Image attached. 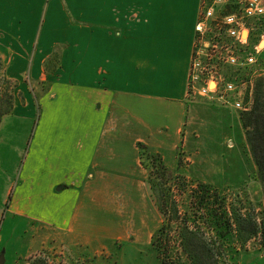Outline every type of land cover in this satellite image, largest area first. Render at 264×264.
<instances>
[{
  "label": "crops",
  "instance_id": "0c3cea01",
  "mask_svg": "<svg viewBox=\"0 0 264 264\" xmlns=\"http://www.w3.org/2000/svg\"><path fill=\"white\" fill-rule=\"evenodd\" d=\"M199 5L0 0V71L15 86L0 128L4 122L32 128L15 196L5 204L23 220L18 226L24 224L25 234L35 231L23 248L39 245L42 226L75 239L97 238L104 228L97 210L103 185L112 199L120 182L130 183L141 207L134 224H146L151 207L139 204L147 175L138 143L173 165L187 140ZM56 52L58 66L49 68Z\"/></svg>",
  "mask_w": 264,
  "mask_h": 264
},
{
  "label": "rangeland",
  "instance_id": "374dc122",
  "mask_svg": "<svg viewBox=\"0 0 264 264\" xmlns=\"http://www.w3.org/2000/svg\"><path fill=\"white\" fill-rule=\"evenodd\" d=\"M199 6L198 19L201 0ZM257 24L264 27V18L251 23L250 37H257L255 44L264 47V30L255 33ZM193 43H196L195 34ZM246 50L250 51V46ZM58 62L57 52L47 59L49 68L56 69ZM257 71L248 74V78H240L246 110L222 105L208 96H187L190 124L184 129L185 133H190L185 143L179 144L174 164L169 165L161 154L150 151L162 156L176 178L159 179V175H154L153 179L162 188L150 187L147 177L151 160L143 154L140 163L147 175L146 193L139 204L151 207L149 219L145 225L134 224L140 219L141 207L128 191L130 183L120 182L119 196L112 199L103 195L106 191L103 185L97 210L103 216L104 228L100 234L98 231L97 238L90 235L86 239H75L66 231L42 226L39 245L23 248L25 236L31 240L35 231L28 229L25 234L24 224L18 226L23 220L7 212L5 204L8 206L15 196L32 128L4 122L0 128V254L3 253L5 264H31L33 257L40 253L48 259V264H163L151 243L163 217L171 222L166 225L161 241L163 247L159 250L164 264H264L262 235L242 241L232 218V215L241 216L242 227H246L249 220L260 226L264 224V185L241 125V112L255 104L257 84L264 82V71L259 77ZM14 87L12 80L0 71V112L8 109L9 93ZM16 129L21 131L16 132ZM161 193L168 200L169 216L174 221L162 215L154 203L155 198L158 204ZM174 209L178 211L176 215H173ZM109 211H112L111 216ZM165 244H168L166 252Z\"/></svg>",
  "mask_w": 264,
  "mask_h": 264
},
{
  "label": "built area",
  "instance_id": "2783aa9c",
  "mask_svg": "<svg viewBox=\"0 0 264 264\" xmlns=\"http://www.w3.org/2000/svg\"><path fill=\"white\" fill-rule=\"evenodd\" d=\"M263 18L264 0H201L187 96H208L222 105L247 109L241 97L242 80L229 78L228 73L256 63L264 47L257 43L246 49L251 23Z\"/></svg>",
  "mask_w": 264,
  "mask_h": 264
},
{
  "label": "trees",
  "instance_id": "16d2710c",
  "mask_svg": "<svg viewBox=\"0 0 264 264\" xmlns=\"http://www.w3.org/2000/svg\"><path fill=\"white\" fill-rule=\"evenodd\" d=\"M264 30V27L262 24H257V31L255 33H260ZM255 41H257V37H249V46L252 47L255 45ZM1 61H0V69H1ZM252 68V69H251ZM259 72H258V71ZM253 71H257L259 76H262V72L264 71V52L263 50L257 55V61L253 66H249L242 69H236L235 71L233 69L230 70L228 73L229 78H236V79H243L248 78L250 73ZM249 74V75H248ZM247 76V77H246ZM256 98H255V104L251 107V109L247 111L241 112V125L246 131L247 140L250 146L252 157L255 161V164L258 169V173L263 181L264 185V82H259L257 84L256 90H255ZM12 93H9V99H8V109L5 112H0V122L5 114H7L12 107ZM138 147L141 151L140 157L144 154L147 158L151 160V170L149 173V176L147 177L148 184L151 186H158L159 189L162 187L161 184L158 183L155 179H153L154 175H159V179L168 177L170 179H175L176 175L171 172L168 167L165 165L162 156L159 154H153L151 153L147 147L142 144L138 143ZM142 163V162H141ZM152 170L154 173H152ZM160 200L158 204H156L155 198L154 203L160 213L164 216H169V208H168V200L164 199L163 197L165 194L161 193ZM177 209H174L173 215H176ZM236 214V213H234ZM171 217V216H169ZM177 217V216H176ZM234 227L236 229L238 238L242 241H246L254 236H257L258 234H261L264 239V224L263 226L255 224L251 222V220L248 221V225L246 227H242V218L241 216L232 215ZM169 220L174 221L175 219L173 217L169 218ZM170 221H167L163 217V222L161 226L157 229L155 234L152 237V245L157 249L158 251V258H160L161 262L163 264L165 263L164 258L162 257V253L159 251L161 247H163L162 237L163 233L165 231L166 225L170 224ZM187 228V227H186ZM244 229V230H243ZM184 236V235H183ZM182 236V237H183ZM168 247V244H165V252ZM44 255L48 254L47 251H42ZM40 254H36L31 264H48V259L46 257H40Z\"/></svg>",
  "mask_w": 264,
  "mask_h": 264
},
{
  "label": "water",
  "instance_id": "95a60500",
  "mask_svg": "<svg viewBox=\"0 0 264 264\" xmlns=\"http://www.w3.org/2000/svg\"><path fill=\"white\" fill-rule=\"evenodd\" d=\"M4 262V256L3 253L0 254V264H3Z\"/></svg>",
  "mask_w": 264,
  "mask_h": 264
}]
</instances>
